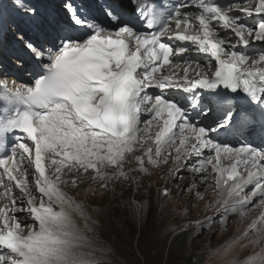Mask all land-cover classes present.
<instances>
[{
    "label": "snow or ice",
    "instance_id": "obj_1",
    "mask_svg": "<svg viewBox=\"0 0 264 264\" xmlns=\"http://www.w3.org/2000/svg\"><path fill=\"white\" fill-rule=\"evenodd\" d=\"M98 7L106 23L80 0H64L66 19L49 14L47 23L13 30L30 67L20 84L0 70V264H90L75 250L89 240L91 217L64 186L87 179L105 189L129 179L125 154L141 140L155 142L147 163L171 157L177 179L181 165L190 168L192 199L202 191L197 180L207 184L212 174L221 207L202 228L244 217L256 199L264 207V0ZM13 13L32 21L40 9L32 0H0V33ZM166 66L182 72L164 74ZM136 160L147 171L144 157ZM236 245L259 251L229 258ZM211 255L218 264H264V213Z\"/></svg>",
    "mask_w": 264,
    "mask_h": 264
},
{
    "label": "rangeland",
    "instance_id": "obj_2",
    "mask_svg": "<svg viewBox=\"0 0 264 264\" xmlns=\"http://www.w3.org/2000/svg\"><path fill=\"white\" fill-rule=\"evenodd\" d=\"M149 147L154 148L152 141L144 140L136 146V149L138 154H146ZM147 164L150 169L149 173L138 172L140 177L138 180L141 184L137 185L136 182L137 191H135L134 179H132L134 174L130 175L131 171L128 169L125 171L130 175L126 180L129 187L115 195L113 199L108 197L104 199L105 204L102 205L100 216L105 209V217L108 221L101 218L100 222L109 228L113 224L117 240L119 238L120 242L123 239L127 246L123 251L118 242L113 246L109 241L104 240L114 249V258L122 260L126 264H218L220 257L211 255V252L240 237L239 230L232 232L238 215L230 218L227 226L217 222L210 229L207 224L202 228L201 222L207 217L215 215L221 207V203L215 201V199H219L218 189L212 185L211 177L207 184H204L202 180H197L196 186L202 187V191L197 194L195 199H192L191 190L185 187L193 179L190 168L181 165L179 168L180 178L177 179V168L171 157L167 162L160 161L156 165ZM164 182H166L165 188L170 194L168 198L160 193L159 187ZM64 190L77 202L82 203L85 211L91 217L89 224L92 231L86 233L89 240L102 241L98 234V227L91 222L93 217L89 214V208L85 204L83 188L68 184L64 186ZM167 201L173 206L171 219L173 226L166 234L157 238L158 224L165 211L163 205ZM186 205L189 206L187 219L183 220L175 216L177 213H181L182 208ZM256 208L257 206L254 211ZM170 210H172L171 207L168 208V211ZM259 212H261L260 209ZM252 214L246 212L244 218H248ZM111 220L113 223L110 222ZM80 223L83 225L82 218ZM178 227H185V233L181 235L183 241L180 240V237L170 240V237L179 231L175 230ZM99 231L102 234L100 228ZM242 242L247 241L242 240ZM239 255L240 247L236 245L229 258L236 257L238 259ZM243 255L244 258L250 255L249 248L245 249Z\"/></svg>",
    "mask_w": 264,
    "mask_h": 264
},
{
    "label": "bare ground",
    "instance_id": "obj_3",
    "mask_svg": "<svg viewBox=\"0 0 264 264\" xmlns=\"http://www.w3.org/2000/svg\"><path fill=\"white\" fill-rule=\"evenodd\" d=\"M29 67V66H27ZM125 165L124 170H128L135 173L138 178V172H140L139 163L136 161L134 155L127 153L125 154ZM140 180L137 181V185H140ZM77 186H80L83 188L84 195H85V204L89 208L90 211L97 210V212L94 214L93 221H95L96 227L100 228L102 230L101 238L105 241H109L111 245L115 246L117 244V236L114 233V225L112 224L111 228L106 227L104 223L102 224L101 221V211L103 209L102 205L105 204V198L108 197L109 199H113V197L117 194L122 193L124 189H127L129 187V184L124 179H119L116 181H109L108 187L105 189H99L97 182H90L87 179L82 180ZM75 187V186H74ZM93 188H96L97 190L95 192L92 191ZM73 196V194H72ZM168 210V209H167ZM164 211V216H166V211ZM83 222V219H82ZM241 236V234H240ZM121 249L125 251L127 246L125 245L123 239L119 242ZM257 251H259V248H257Z\"/></svg>",
    "mask_w": 264,
    "mask_h": 264
},
{
    "label": "clouds",
    "instance_id": "obj_4",
    "mask_svg": "<svg viewBox=\"0 0 264 264\" xmlns=\"http://www.w3.org/2000/svg\"><path fill=\"white\" fill-rule=\"evenodd\" d=\"M75 252L90 261V264H126L114 258L115 252L111 246L95 239L85 241L84 246L77 248Z\"/></svg>",
    "mask_w": 264,
    "mask_h": 264
},
{
    "label": "trees",
    "instance_id": "obj_5",
    "mask_svg": "<svg viewBox=\"0 0 264 264\" xmlns=\"http://www.w3.org/2000/svg\"><path fill=\"white\" fill-rule=\"evenodd\" d=\"M178 237V236H177ZM176 235L174 236V238H177ZM174 238H172L171 240H173ZM180 240L183 241V237H180ZM189 264H193V263H189Z\"/></svg>",
    "mask_w": 264,
    "mask_h": 264
}]
</instances>
